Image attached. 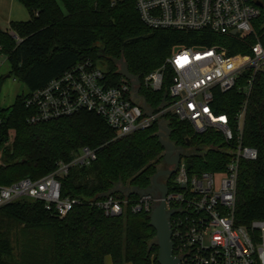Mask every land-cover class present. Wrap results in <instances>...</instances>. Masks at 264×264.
Listing matches in <instances>:
<instances>
[{
	"label": "trees",
	"instance_id": "obj_1",
	"mask_svg": "<svg viewBox=\"0 0 264 264\" xmlns=\"http://www.w3.org/2000/svg\"><path fill=\"white\" fill-rule=\"evenodd\" d=\"M27 10V20H11L0 27V56L8 73L19 78L28 92L0 108V185L23 177L38 179L69 163L73 154L88 146L96 158L88 165L69 167L60 178L62 197L82 200L63 218L45 208L43 201L22 197L0 206V264H158L155 230L149 214L122 213L105 216L95 202L118 182L133 189H145L163 164L159 141L160 122L128 135L117 136L99 115L80 111L54 120L28 123L30 110L24 100L29 92L86 58L102 60L111 83L120 79L118 65L143 79L163 65L176 46L226 47L229 55L252 54L251 46L264 47V10L252 20V32L244 37L208 30L152 29L141 20L136 0H18ZM264 5V0H259ZM252 69L242 73L234 87L218 92L214 108L233 116L244 99L240 90ZM173 72L164 70L159 91L141 85L140 94L157 111L169 101ZM161 119L169 129L167 140L176 148L215 146L222 138L212 131L194 132L187 121L170 112ZM243 142L257 149V158L242 160L237 180L234 222L247 225L264 219V71L253 79L247 99ZM200 170L222 169L227 160L215 149L192 156ZM174 174L165 177L170 183ZM131 192L128 198L135 199ZM90 201V202H89Z\"/></svg>",
	"mask_w": 264,
	"mask_h": 264
},
{
	"label": "built area",
	"instance_id": "obj_2",
	"mask_svg": "<svg viewBox=\"0 0 264 264\" xmlns=\"http://www.w3.org/2000/svg\"><path fill=\"white\" fill-rule=\"evenodd\" d=\"M135 5L142 22L152 29L208 30L218 34H232L234 30L232 35L241 38L252 32V20L261 8L255 0H136ZM176 47L163 65L139 78L136 95V84L123 75L112 84L107 66L101 69L90 58L78 61L28 93L24 100L30 110L27 121L33 124L88 111L101 116L117 136H124L145 130L157 121L166 127L161 117L170 112L187 121L196 133L210 130L218 134L222 144L178 148L174 177L169 184L161 181L167 185L165 208L173 210V255L180 264H264V219H254L247 225L234 222L240 162L257 158V149L244 144L243 134L251 85L255 74L264 71V47L255 42L249 55H229L220 45ZM166 67L173 72L169 101L155 111L139 90L143 85L159 91ZM247 69L252 72L240 87L244 99L238 110L233 116L217 112L216 94L232 89ZM209 148L226 156L222 169L200 170L193 166L192 156ZM95 158V149L83 146L69 163L59 162L54 171L38 180L23 178L0 185V206L27 197L43 201L46 209L63 218L82 200L62 197L60 178L70 166L88 165ZM115 190L118 192L107 193L95 202L105 216L118 215L125 208L150 214L160 201L158 192L138 193L130 199L132 189Z\"/></svg>",
	"mask_w": 264,
	"mask_h": 264
},
{
	"label": "water",
	"instance_id": "obj_3",
	"mask_svg": "<svg viewBox=\"0 0 264 264\" xmlns=\"http://www.w3.org/2000/svg\"><path fill=\"white\" fill-rule=\"evenodd\" d=\"M255 4L259 7L263 8L264 5L259 1L255 0ZM232 34L235 33L234 30L231 31ZM177 47L174 48L176 50ZM119 74L123 75L127 79L131 80L133 84H136V92L139 88V77L131 74L126 65L123 62L119 64ZM161 129L158 133L159 141L164 149L163 152V161L169 166H174L169 169H161L158 170L152 177L151 184L145 189H132L131 192L135 193H147V192H158L160 194L159 203L153 208L151 213L149 214V224L155 230L156 244L158 246L157 250V263L158 264H180L179 259L173 255V242L171 240V224H170V216L173 213L171 211H167L165 208L164 197L167 193V185L164 182L159 181L162 176H170L176 170V165L179 161V156L174 155L173 151L175 146L169 142L165 141L163 137L169 134V129L165 126H159ZM188 166H190L191 158L187 159Z\"/></svg>",
	"mask_w": 264,
	"mask_h": 264
},
{
	"label": "rangeland",
	"instance_id": "obj_4",
	"mask_svg": "<svg viewBox=\"0 0 264 264\" xmlns=\"http://www.w3.org/2000/svg\"><path fill=\"white\" fill-rule=\"evenodd\" d=\"M56 1L58 2L59 6L63 9V11H65L61 1L60 0H56ZM4 6H5L4 1L0 0V27L3 30H7L9 28L10 20L6 19V17H5L7 15L8 6L6 5L5 8H4ZM19 6L21 7V9L25 15V18L15 19V20H27L29 17L27 10L23 7L22 4H19ZM3 9L6 11L5 13H3V11H4ZM96 63L98 65V67H100L101 69L106 68L105 67L106 64L103 63L102 60H98ZM8 70H9L8 62L6 61L5 56L1 55L0 56V108H4V107L9 106L10 104L13 103L16 96H18L20 94H26L28 92L24 83L19 78L15 77L13 75H10L8 73ZM164 140L167 141L166 139H164ZM0 163H2L1 149H0ZM48 174H46V175H48ZM46 175H44V176H46ZM44 176H42V177H44ZM42 177H40V178H42ZM23 178H29V177H23ZM23 178H21V179H23ZM40 178H38V179H40ZM38 179H35V180H38ZM124 187L126 189H133V188H131L127 185H123L119 182L114 185L113 189L119 188V190L122 192V191H124L123 189H125ZM106 194L107 193H105V195Z\"/></svg>",
	"mask_w": 264,
	"mask_h": 264
},
{
	"label": "crops",
	"instance_id": "obj_5",
	"mask_svg": "<svg viewBox=\"0 0 264 264\" xmlns=\"http://www.w3.org/2000/svg\"><path fill=\"white\" fill-rule=\"evenodd\" d=\"M4 8L8 6L7 15L5 16L8 20L22 19L25 18V15L19 6L21 4L18 0H3ZM24 7V6H23ZM4 10V9H3ZM6 11L4 10L3 13ZM104 264H113L111 257L109 255L104 256ZM124 264H131L130 262H125Z\"/></svg>",
	"mask_w": 264,
	"mask_h": 264
},
{
	"label": "flooded vegetation",
	"instance_id": "obj_6",
	"mask_svg": "<svg viewBox=\"0 0 264 264\" xmlns=\"http://www.w3.org/2000/svg\"><path fill=\"white\" fill-rule=\"evenodd\" d=\"M164 138H165V137H163V139H164ZM178 150H179V149L175 147V149H174V151H173V154H174V155H177ZM169 168H171V166H169L168 164H166L165 162H163L162 167L160 168V170H161V169H169ZM165 177H167V176H162V177H160L159 181H164Z\"/></svg>",
	"mask_w": 264,
	"mask_h": 264
}]
</instances>
